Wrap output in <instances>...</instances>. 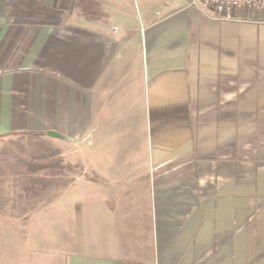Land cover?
<instances>
[{
  "label": "crops",
  "instance_id": "crops-1",
  "mask_svg": "<svg viewBox=\"0 0 264 264\" xmlns=\"http://www.w3.org/2000/svg\"><path fill=\"white\" fill-rule=\"evenodd\" d=\"M22 133L78 171L60 264H264V16L0 0V137Z\"/></svg>",
  "mask_w": 264,
  "mask_h": 264
},
{
  "label": "rangeland",
  "instance_id": "rangeland-1",
  "mask_svg": "<svg viewBox=\"0 0 264 264\" xmlns=\"http://www.w3.org/2000/svg\"><path fill=\"white\" fill-rule=\"evenodd\" d=\"M70 149L30 133L0 137V264H60L73 244Z\"/></svg>",
  "mask_w": 264,
  "mask_h": 264
},
{
  "label": "built area",
  "instance_id": "built-area-1",
  "mask_svg": "<svg viewBox=\"0 0 264 264\" xmlns=\"http://www.w3.org/2000/svg\"><path fill=\"white\" fill-rule=\"evenodd\" d=\"M189 3L198 4L220 19H232L240 13L249 19L264 16V0H189Z\"/></svg>",
  "mask_w": 264,
  "mask_h": 264
},
{
  "label": "water",
  "instance_id": "water-1",
  "mask_svg": "<svg viewBox=\"0 0 264 264\" xmlns=\"http://www.w3.org/2000/svg\"><path fill=\"white\" fill-rule=\"evenodd\" d=\"M49 135H52V136H59V135H57L56 133H49Z\"/></svg>",
  "mask_w": 264,
  "mask_h": 264
},
{
  "label": "trees",
  "instance_id": "trees-1",
  "mask_svg": "<svg viewBox=\"0 0 264 264\" xmlns=\"http://www.w3.org/2000/svg\"><path fill=\"white\" fill-rule=\"evenodd\" d=\"M61 156H62V155H61ZM59 157H60V154H59ZM60 158H63V157H60ZM71 180H72V178H71ZM71 180H70V181H71Z\"/></svg>",
  "mask_w": 264,
  "mask_h": 264
}]
</instances>
